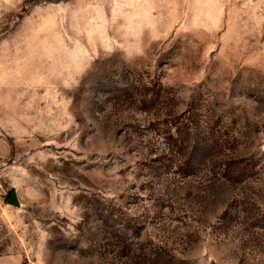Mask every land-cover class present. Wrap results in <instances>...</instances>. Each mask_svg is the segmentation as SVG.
Listing matches in <instances>:
<instances>
[{
  "label": "rangeland",
  "instance_id": "rangeland-1",
  "mask_svg": "<svg viewBox=\"0 0 264 264\" xmlns=\"http://www.w3.org/2000/svg\"><path fill=\"white\" fill-rule=\"evenodd\" d=\"M176 128L199 148L168 166ZM115 240L264 264V0H0V255L120 264Z\"/></svg>",
  "mask_w": 264,
  "mask_h": 264
},
{
  "label": "trees",
  "instance_id": "trees-1",
  "mask_svg": "<svg viewBox=\"0 0 264 264\" xmlns=\"http://www.w3.org/2000/svg\"><path fill=\"white\" fill-rule=\"evenodd\" d=\"M174 124H176V122H174ZM166 127H167V123H166ZM182 127L187 129L186 127H188V126L185 123H183ZM169 128L170 127H168V129ZM176 133H177V135L170 137V139L171 140L173 139L175 147L178 146V148H176V150H175V149H173V145H172V147L170 149V154H167L166 152H164V153L158 155V157H159L158 160L159 159L162 160V162L168 166H171L172 162H173L172 158H174V156L172 153L177 152L178 156H180L179 153L182 152L186 146H190V148L192 150L196 149L195 153H197L198 152L197 149L199 148L200 142L194 141L193 135L190 137L185 136V138L183 140V138L181 136V131L179 130V128H176ZM189 135H191V134H189ZM178 141H180V144H178ZM165 161H169V163L168 162L165 163ZM179 161H181V160H179ZM200 163H202V162H197V163H194L193 165H195V167H198V165ZM177 165H179V164H177ZM177 169H179V167H177ZM177 169H175L176 173L184 174V172L181 171V169H182L181 167H180V171ZM182 176H185V175H182ZM108 228H109V233L113 236L114 231H115V226L113 224H110L108 226ZM111 245L116 246L117 255L119 257L118 262H120V264H121L122 261L120 260V257H123V256L128 257L130 254V248H129L128 243L121 242L120 240H115L114 242L111 243ZM169 250L170 249L167 248V243L160 241V242L156 243L154 248H149L148 250L141 251L140 256L135 255L134 260H133V258H130V259L133 260L134 262H137L138 264H173L174 258L172 256V254L169 253L170 252ZM137 259H139L140 261L138 262ZM125 264H128V263H125Z\"/></svg>",
  "mask_w": 264,
  "mask_h": 264
},
{
  "label": "crops",
  "instance_id": "crops-1",
  "mask_svg": "<svg viewBox=\"0 0 264 264\" xmlns=\"http://www.w3.org/2000/svg\"><path fill=\"white\" fill-rule=\"evenodd\" d=\"M0 264H23V259L16 253L0 255Z\"/></svg>",
  "mask_w": 264,
  "mask_h": 264
},
{
  "label": "water",
  "instance_id": "water-1",
  "mask_svg": "<svg viewBox=\"0 0 264 264\" xmlns=\"http://www.w3.org/2000/svg\"><path fill=\"white\" fill-rule=\"evenodd\" d=\"M7 202L11 205H14V206H18L20 204L19 200H18V196L16 194V191H11L9 196H8V199H7Z\"/></svg>",
  "mask_w": 264,
  "mask_h": 264
}]
</instances>
